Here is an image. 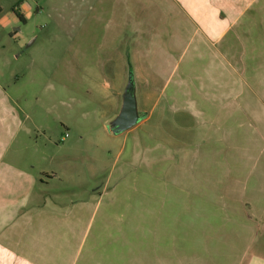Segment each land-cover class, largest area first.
Listing matches in <instances>:
<instances>
[{"label": "crops", "instance_id": "crops-1", "mask_svg": "<svg viewBox=\"0 0 264 264\" xmlns=\"http://www.w3.org/2000/svg\"><path fill=\"white\" fill-rule=\"evenodd\" d=\"M10 9L7 14L0 0V30L19 25L13 38L20 40V46L31 48L35 42L26 44L22 26L29 23L27 17L34 11L23 0H16ZM14 9L25 17L24 24ZM125 9V15L130 13L134 19L145 20L142 26L148 27L150 51L129 44L123 52L135 59L159 55L170 63L168 71L158 61L153 62L151 71L139 67L140 72L146 71L147 78L173 75L178 65L176 59L191 53L189 62L197 76L184 80L174 91H187L184 115L195 121L203 139L212 128L228 131L221 118L213 116L217 115L215 107L221 115V107L241 108L245 104L257 116H264L258 103L264 101V64L258 61L260 57L264 59V0H126ZM113 21L115 25L121 24L123 31L121 34L114 28V37L126 36L125 18L115 14ZM13 59L18 61L20 57ZM9 63L8 60L6 65ZM20 82V75L5 74L0 66V264H114L109 246L86 242L89 215L93 202L95 209L98 206V197L86 189L91 196L81 198L83 189L76 164L61 163L55 154L61 150L56 144L64 142L69 134L59 140L51 130V134L45 132L44 138L40 137L33 115L25 109L27 100L20 98L16 89ZM238 84L245 86L247 94L238 93L237 87L234 88ZM166 86L167 83L161 90ZM122 87L119 111L111 123L122 110L125 94ZM60 106L64 109L66 105ZM237 107L230 118L249 113L246 108L241 112ZM143 113L144 118L127 132L150 122V116ZM55 122L63 126L71 124L60 115ZM165 133L170 134L168 138L174 144L184 143L183 148L186 147L177 150V146L168 143L160 146L170 153L165 163L173 166L167 169L172 170L170 181L178 187L174 194H186L187 213L205 219V224L189 229L194 237L201 236L202 246H178L166 263L160 257L154 264H264L263 150L252 145V140L242 145L240 135H231L233 142L219 148L218 162L205 161L197 176H193L191 172L189 175V165L179 161L181 156L189 162L191 150L186 138L192 133L191 127L177 124V129ZM67 152L70 154L67 157L73 160L76 153ZM182 170L185 171L179 175ZM59 181L68 184L60 185L74 189H61L56 185ZM206 219H216L217 229L211 231Z\"/></svg>", "mask_w": 264, "mask_h": 264}, {"label": "rangeland", "instance_id": "rangeland-1", "mask_svg": "<svg viewBox=\"0 0 264 264\" xmlns=\"http://www.w3.org/2000/svg\"><path fill=\"white\" fill-rule=\"evenodd\" d=\"M15 1L2 0L7 14ZM23 1L34 11L27 17L29 23L22 24L26 44L35 43L31 48L19 45L20 40L13 38L19 25L0 30V66L5 74L20 75L21 82L16 89L20 98L27 100L25 109L33 115L40 137L44 138L45 132L51 134V130L59 140L69 134L64 142L56 144L61 150L55 154L61 163L76 164L83 189L81 198L90 197L88 191L92 190V195L99 199L96 209L93 202L89 215L87 244L96 241L109 246L114 264H154L160 257L166 263L178 246H202L201 236L194 237L189 229L193 225L203 227L205 219L187 213L186 194H174L178 187L170 181L172 170L167 169L173 166L165 163L170 153L160 147L168 143L181 150L184 143L174 144L168 138L170 134L165 135V132L177 129V124L191 127L192 133L186 138L191 150L189 162L178 156L179 161L189 165V175L191 172L197 176L205 161L218 162L219 148L233 142L231 135H240L242 145L252 140L251 144L257 145L264 154V116H257L245 104L241 108L221 107V115L215 107L217 115L213 116L220 117L228 131L212 128L203 139L195 121L191 122L184 115L187 91H174L184 80L187 82L197 76L189 62L191 53L176 59L178 65L173 75L155 80L147 78L146 71L140 72L139 67L151 71L153 62L158 61L168 71L170 63L159 55L135 59L123 52L129 44L150 51L148 27L142 26L145 20L134 19L130 13L125 15L126 0ZM115 14L125 18L128 34L124 37H114L115 31L123 33L122 25L114 24ZM129 38H135L136 44ZM17 56L18 61L13 59ZM8 60L10 63L6 65ZM258 61L264 64L263 57ZM131 75L134 84L137 83L139 115L145 116L143 112H146L150 122L116 135L111 131V121L119 111L123 81L127 80L122 87L124 94ZM139 76L143 77L139 79ZM166 83V88L161 90ZM236 87L238 93L247 94L245 86ZM261 89L257 87L259 93ZM258 103L264 109V101L258 100ZM60 105L66 106L63 109ZM236 107L241 112L246 108L249 113H243L241 118H236L238 115L230 118ZM59 115L68 118L71 124L56 123ZM53 148L55 146L50 149L52 152ZM67 150L76 153L73 160L67 157L70 155ZM59 183L68 184L59 181L56 185L61 189H74ZM216 222V219L207 220L211 231L217 229Z\"/></svg>", "mask_w": 264, "mask_h": 264}, {"label": "water", "instance_id": "water-1", "mask_svg": "<svg viewBox=\"0 0 264 264\" xmlns=\"http://www.w3.org/2000/svg\"><path fill=\"white\" fill-rule=\"evenodd\" d=\"M135 93L134 79L131 75L125 90L122 110L117 119L111 123L112 133L119 135L127 132L144 118L139 115Z\"/></svg>", "mask_w": 264, "mask_h": 264}, {"label": "trees", "instance_id": "trees-1", "mask_svg": "<svg viewBox=\"0 0 264 264\" xmlns=\"http://www.w3.org/2000/svg\"><path fill=\"white\" fill-rule=\"evenodd\" d=\"M14 13L17 16V18L20 20L21 23L24 24L26 22L25 17L22 15V13L20 11L14 9Z\"/></svg>", "mask_w": 264, "mask_h": 264}]
</instances>
